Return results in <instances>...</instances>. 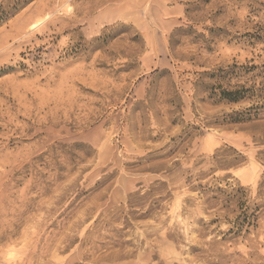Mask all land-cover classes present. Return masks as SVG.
<instances>
[{
	"label": "rangeland",
	"instance_id": "1",
	"mask_svg": "<svg viewBox=\"0 0 264 264\" xmlns=\"http://www.w3.org/2000/svg\"><path fill=\"white\" fill-rule=\"evenodd\" d=\"M0 264H264V0H0Z\"/></svg>",
	"mask_w": 264,
	"mask_h": 264
}]
</instances>
